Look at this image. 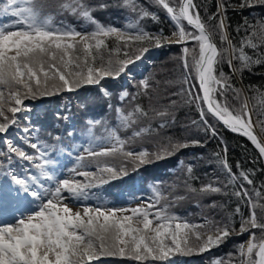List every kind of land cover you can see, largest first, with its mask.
<instances>
[{
    "label": "snow or ice",
    "instance_id": "snow-or-ice-1",
    "mask_svg": "<svg viewBox=\"0 0 264 264\" xmlns=\"http://www.w3.org/2000/svg\"><path fill=\"white\" fill-rule=\"evenodd\" d=\"M153 3L173 23L171 35L147 29L143 21L158 22L159 17L145 10L139 0L95 5L86 0H61L59 14L81 20L80 30L64 20L57 22L54 14L44 11L40 0L0 3V16L12 18L0 24V137L13 126L19 128L17 114L25 111V99L71 93L82 86H96L108 98L111 92L104 81L120 79L128 65L141 60L150 48L182 46L181 77L164 82L167 86L179 83L178 90L154 95L160 81L154 82L149 76L140 80L136 93L120 91L119 100L132 104V108H115L118 124L104 125V135L93 132L101 121H84L87 146L76 152L70 178L56 175L52 154L57 145L34 137L28 126L21 129L22 143L31 151L11 139L3 141L6 150L0 151V198L23 193L32 202H41L26 217L0 224V264H98L102 258L135 264H178L177 257L209 252L232 235L244 234L247 240L234 253H229L227 259L214 258L210 264H264V183L257 186L253 179L256 169H245L239 162L237 171H233L223 139V147L213 153L220 174L198 187L193 182L201 178L195 175L194 165L178 161L184 172L180 184L168 186L167 191L154 186L146 204L110 207L85 203L94 198V188L126 174L128 164L137 167L189 147L205 146L200 139L170 137H164L155 151L133 146L137 138L159 133L176 122L179 101L173 97L181 98L185 105H195L199 119H193L191 126L206 138L218 137L217 125H222L250 141L264 163V89L234 83L237 73L242 76L244 71L264 66V19L250 22L245 17L235 30L238 41L230 34L228 23L230 9L264 8V0H216L212 13L197 0ZM110 6L127 10L130 16L125 24H105L93 15L96 9ZM224 64L230 73L223 71ZM140 96L154 103L146 109L137 102ZM165 99L167 103L162 102ZM142 120L147 121L146 126H140ZM121 130H130V135L121 136ZM67 135L75 133L67 131ZM54 139L61 138L57 135ZM14 161L27 162L34 171H17ZM217 195L234 198L235 207L223 211L227 203H201ZM189 197L196 200L201 218L173 211L177 202ZM69 200L74 204L66 203ZM242 206L247 207V215ZM205 208H219L223 215L219 219L203 215Z\"/></svg>",
    "mask_w": 264,
    "mask_h": 264
},
{
    "label": "trees",
    "instance_id": "trees-1",
    "mask_svg": "<svg viewBox=\"0 0 264 264\" xmlns=\"http://www.w3.org/2000/svg\"><path fill=\"white\" fill-rule=\"evenodd\" d=\"M60 2L61 0H40V3L43 4L44 11L54 14L57 22L59 20H64L66 23L80 30V26L83 23L81 20H78L70 14H59ZM86 2L93 5L101 2L111 4L113 0H86ZM197 2L206 7L208 13H212L216 10V0H197ZM233 2H238V0H233ZM0 3H2V0H0ZM139 4L145 10L155 12L159 17L158 22L151 19L143 21V24L149 31L153 33L162 31L164 35L172 34L174 27L169 21L168 16L163 10L154 5L153 0H139ZM93 15L105 24H113L116 26H122L130 16L127 10L112 6L103 10L96 9ZM201 15H204L203 8L201 9ZM245 17H247L250 22H255L257 19H264V8L257 7L254 10L245 9L242 11H232L230 9L228 11V23L231 25L230 34L237 41L239 40V36L235 31L236 27L244 23ZM242 34L243 31L241 30V35ZM189 46L191 47V44H189ZM181 47L182 46L178 44H171L161 48L152 47L155 49L154 57L150 59V64L143 65L141 69L144 73V78L151 76L154 82L160 81L154 95H165L166 92L170 93L181 87L179 83L173 86H167L164 83L167 80L178 81L181 77L182 68L179 59L181 56ZM222 68L224 72L230 73L227 64H224ZM131 70L133 75L130 80H127L122 75L118 80L108 79L104 81L111 92V96L108 98L101 95L96 86H82L80 89L71 93L65 91L46 97L27 98L24 102L27 105L25 111L28 112V120L26 121L17 114L20 117L19 126H28L33 131L34 137L50 144L57 145V150L52 154V158L55 161L60 156L67 154L69 157H73V160L76 162V152L79 147L87 146L88 138L83 130L84 121L87 119L101 121V124L97 125L96 128L93 129V132L97 136H102L104 135V125L116 126L118 124V118L114 111L115 108L122 107L126 110L132 108V104L127 101L121 102L119 100V93L121 90H127L129 93L133 94L139 90L137 86L142 79L141 73L134 67H131ZM234 83L238 87L247 88L248 86H252L253 89H264V66H257L251 72L244 71L242 76L237 73L234 78ZM193 84H195V81H193ZM184 87L187 86L185 85ZM173 98L179 101V107L175 112L176 122L166 129H161L159 133L146 134L141 138H137L133 146L148 148L151 151H155L159 142L164 137H170L174 140L200 139L205 141V146L189 147L174 155L158 160L153 159L151 162L137 167L128 164L126 174H122L119 178L112 180L110 183L92 190L97 200L100 202L121 199L127 201V194L136 195L134 194L136 193V182L138 185L140 184L146 187L151 192L154 186H159L167 191L168 186L173 184L179 185L183 179L184 172L183 169L178 166V161H184L185 164L191 163L194 165L195 175L201 178L193 182L194 186L198 187L201 182L220 174L214 163L213 157V153L220 151L223 147L220 145V139H223L227 145V158L229 163L233 166V171H237L236 164L239 162L245 169H256L253 179L257 186L264 183V171H261V169H264V164L259 161L258 152L250 141L243 136L225 130L221 125H217L218 137L206 138L204 133L198 131L194 126H191V121L193 119H199L195 105H185L181 98ZM137 102L141 103L146 109L150 107V103H154V101L150 102L149 99L144 96L138 97ZM162 102L167 103V99ZM212 122L215 123V121ZM146 124L147 121L142 120L140 126H146ZM66 130L74 132L75 135H67ZM119 134L121 136H128L130 135V130H121ZM57 135L61 138L59 141L54 139ZM13 142L23 147L26 151H31V149H28L27 146L18 139L14 138ZM60 148H63L64 151L61 152L59 150ZM69 149L72 150L71 153ZM4 150H6L5 145L3 140L0 139V151ZM254 158H257L255 162H253ZM13 163L18 165L19 162L17 163L14 161ZM177 192H182V189H178ZM212 200L221 204L227 203V208L223 211H230L236 205L234 198L229 200L228 197L221 195L205 198L201 203L207 204ZM195 203L196 200L189 197L186 200L177 202V206L173 211L181 215L192 213L194 219H199L202 213L201 209L195 206ZM223 211L219 208H205L203 210V215L219 219L220 216L223 215ZM242 211L247 215V207L242 206ZM238 225L239 219L237 218V227ZM245 237L246 234L232 235L224 244L219 247H214L209 252L193 254L188 257H177L176 260L178 264H210L214 258L227 259L228 254L234 253L238 245L244 242ZM98 264H135V262L120 258H102Z\"/></svg>",
    "mask_w": 264,
    "mask_h": 264
},
{
    "label": "rangeland",
    "instance_id": "rangeland-1",
    "mask_svg": "<svg viewBox=\"0 0 264 264\" xmlns=\"http://www.w3.org/2000/svg\"><path fill=\"white\" fill-rule=\"evenodd\" d=\"M11 17H6V16H2L0 17V24H4V23H9L11 21ZM128 19V18H127ZM127 21V20H126ZM126 23V22H125ZM172 24V23H171ZM173 25V24H172ZM174 27V26H173ZM153 51H155V49L150 48ZM141 61H135L134 63H131L128 65V68L126 69V72L124 74H122L127 80H130V78H132L131 76L133 75L131 67L136 68L138 71H142L141 67L138 66V64ZM141 78H144V73H141ZM25 104V102H24ZM26 105V104H25ZM27 106V105H26ZM19 116L23 117L26 121L28 120V112L23 111L21 113H18ZM18 116V117H19ZM24 126H19L18 127H12L10 128V133H7L6 135H4L3 137H0V139L4 140H8V139H12L14 141V138H12L13 136H15L17 139H19L20 141L22 140V136L23 133L21 131V129ZM86 147V146H84ZM135 148H139V146H136ZM82 151V146L79 147V149L77 150V152H81ZM75 166V161H73L72 159L69 160H64V158H61L59 160V162H57L55 164V171H56V175L58 178H70V173H69V169H71L72 167ZM24 169V168H23ZM29 171V169H27ZM30 172V171H29ZM24 173L21 172V175H23ZM80 179V178H78ZM2 182V181H0ZM47 186H51V184H48ZM136 186V194L135 196L127 194L126 199H128L126 202L125 200L121 199V200H109V201H105L102 202L104 205L110 206V207H136L139 205H143L146 204L150 198L153 195V192L151 191H146V187L142 186V185H138L137 182L135 183ZM134 190V191H135ZM145 191V192H144ZM0 200H4L5 203L4 204H0V214H2V212H6L7 209L5 211L2 210L3 206H6V204H12L11 207H13L11 209V214H15L13 217L11 218H7L6 220H2L0 221V224L8 222V223H14L15 220L19 217L23 216H27L30 213H33L35 210H37V207L39 205V203L41 201H36V202H32V199L30 197H25L23 193H20L19 196H14V197H4V198H0ZM10 200V201H9ZM6 201H9V203H6ZM14 201V202H13ZM66 203H69L70 205L74 204L73 201L69 200L66 201ZM85 203H88L89 205H97L98 203H96V200L93 198L90 201H87ZM28 205L27 208L23 209V206ZM16 207H19L18 211H14ZM247 234L245 237V240H247ZM244 240V241H245Z\"/></svg>",
    "mask_w": 264,
    "mask_h": 264
},
{
    "label": "bare ground",
    "instance_id": "bare-ground-1",
    "mask_svg": "<svg viewBox=\"0 0 264 264\" xmlns=\"http://www.w3.org/2000/svg\"><path fill=\"white\" fill-rule=\"evenodd\" d=\"M169 19V18H168ZM170 21V20H169ZM171 22V21H170ZM172 23V22H171ZM125 24V23H124ZM173 24V23H172ZM174 26V25H173ZM154 57V51L151 53L150 51L146 53L142 59L140 60L141 62L138 64L139 67H143L145 64H150V59ZM140 73H143V71H139ZM24 120V119H23ZM222 126V125H221Z\"/></svg>",
    "mask_w": 264,
    "mask_h": 264
},
{
    "label": "water",
    "instance_id": "water-1",
    "mask_svg": "<svg viewBox=\"0 0 264 264\" xmlns=\"http://www.w3.org/2000/svg\"><path fill=\"white\" fill-rule=\"evenodd\" d=\"M170 20V19H169ZM151 53H153V50L152 49H150L149 50ZM223 127V126H222ZM224 128V127H223ZM225 130H227V131H229L228 129H226V128H224ZM229 132H231V131H229ZM231 133H233V132H231ZM235 134H237V133H235ZM239 135V134H238ZM264 164V163H263Z\"/></svg>",
    "mask_w": 264,
    "mask_h": 264
}]
</instances>
